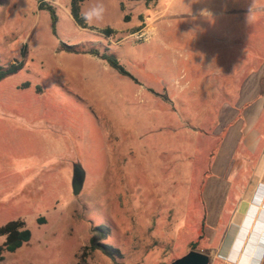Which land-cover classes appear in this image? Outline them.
Here are the masks:
<instances>
[{
	"label": "rangeland",
	"instance_id": "obj_1",
	"mask_svg": "<svg viewBox=\"0 0 264 264\" xmlns=\"http://www.w3.org/2000/svg\"><path fill=\"white\" fill-rule=\"evenodd\" d=\"M41 1L56 9L57 35ZM256 1L84 0L82 15L104 12L81 28L71 0H0V67L24 63L0 81V226L20 219L32 233L2 264H114L98 250L83 256L101 225L121 264H169L191 250L232 264L257 246L243 229V250L231 251L264 136L254 153L238 147L223 175L212 171L223 136L212 87L244 61L240 31H264V20L249 25ZM229 2L252 8L235 14ZM91 49L115 55L137 82ZM75 163L86 175L78 196Z\"/></svg>",
	"mask_w": 264,
	"mask_h": 264
},
{
	"label": "crops",
	"instance_id": "obj_2",
	"mask_svg": "<svg viewBox=\"0 0 264 264\" xmlns=\"http://www.w3.org/2000/svg\"><path fill=\"white\" fill-rule=\"evenodd\" d=\"M240 6V5H239ZM237 4L229 2L227 8L235 10V14L247 13L248 8L255 10L259 15L252 19L256 23L264 20L261 12H264V0L254 2L252 7L237 9ZM245 20L239 18V22ZM231 34L232 30H228ZM242 40H245L246 50H244L245 59L240 62V68H232L228 71V76L219 88L212 89L216 96V105H222L219 111V125L214 132L220 135L223 132L217 155L212 165V171L215 174H224L227 167V160L236 152L238 147H244L246 151L254 153L260 145V137L264 136L261 130L256 128L258 121H264V31L262 28L254 27L240 31ZM231 82V83H230ZM231 122H234L233 124ZM256 172L258 178L254 181L251 192L242 201L240 207L235 213L237 223V232L246 230L250 234L249 243L259 245L263 241L259 239L260 233L256 231V224L264 222V219H250L253 212L249 211L250 200L256 188L264 184V160H260ZM218 184V183H217ZM257 216V215H256Z\"/></svg>",
	"mask_w": 264,
	"mask_h": 264
},
{
	"label": "trees",
	"instance_id": "obj_3",
	"mask_svg": "<svg viewBox=\"0 0 264 264\" xmlns=\"http://www.w3.org/2000/svg\"><path fill=\"white\" fill-rule=\"evenodd\" d=\"M84 0H71V15L74 19V21L77 23L78 26L81 28H88V24L83 19V15L81 14V3ZM131 2H143L146 5L154 3L156 0H127ZM39 10H45L49 13L50 19H51V26H52V32L54 35H57L56 33V24L58 21V16L56 14L55 7L48 2L41 1L38 4ZM126 20H128V17H125ZM141 19L143 21V17L141 16ZM100 33L110 36L114 33V30L112 28H105L102 30H99ZM68 50H73L71 47H67ZM85 53L100 57L102 60H104L109 67L116 70L120 75L124 77H128L129 79L137 82V79L132 76L119 62V60L116 58L115 55L106 52L101 53L99 50L91 49ZM24 54V52H22ZM24 66V63L21 62H15L10 64L8 67L3 68L0 67V81L5 79L6 77L16 74L18 71H20ZM43 220H39V223H42ZM108 235V228L106 226H98L94 229L93 235L90 239V242L88 245L84 247L83 256H85L88 252L92 251H100L105 256L110 258L114 264H121L119 262V259L122 258V253L119 249L114 248L113 246H110L108 244L104 243V240L107 238ZM0 238H4L3 243L0 245V264H2L4 260V256L6 253H14L17 250H19L21 247H23L26 243H28L32 238L31 231L26 228V224L23 220H12L7 222L6 224L0 226ZM197 243H192L191 246L193 249L196 248Z\"/></svg>",
	"mask_w": 264,
	"mask_h": 264
},
{
	"label": "clouds",
	"instance_id": "obj_4",
	"mask_svg": "<svg viewBox=\"0 0 264 264\" xmlns=\"http://www.w3.org/2000/svg\"><path fill=\"white\" fill-rule=\"evenodd\" d=\"M104 8L103 5H97L91 8L88 12L83 14V19L86 23H90L93 20H101L103 18ZM253 212V216L250 219L260 218L264 219V184L257 186L252 198L250 200L249 211ZM257 215V216H256ZM256 231L260 233L259 239L263 241V244H260L252 247L249 246L242 258L238 262H232V264H259L263 258L264 254V222L256 224ZM239 232H237L233 245L231 246V251L236 246L239 250H243V243L245 242L244 237L239 238ZM244 241V242H243ZM238 244V245H237ZM262 254V256H261ZM260 258V260H258Z\"/></svg>",
	"mask_w": 264,
	"mask_h": 264
},
{
	"label": "water",
	"instance_id": "obj_5",
	"mask_svg": "<svg viewBox=\"0 0 264 264\" xmlns=\"http://www.w3.org/2000/svg\"><path fill=\"white\" fill-rule=\"evenodd\" d=\"M85 171L80 163L73 165L71 189L74 196L80 195L85 183ZM209 255L196 250H191L180 258L175 259L169 264H209Z\"/></svg>",
	"mask_w": 264,
	"mask_h": 264
}]
</instances>
